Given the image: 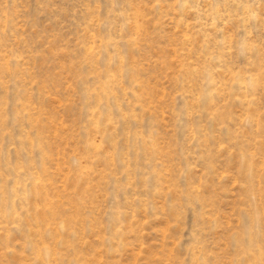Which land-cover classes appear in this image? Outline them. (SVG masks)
<instances>
[{"label": "rangeland", "instance_id": "rangeland-1", "mask_svg": "<svg viewBox=\"0 0 264 264\" xmlns=\"http://www.w3.org/2000/svg\"><path fill=\"white\" fill-rule=\"evenodd\" d=\"M0 264H264V0H0Z\"/></svg>", "mask_w": 264, "mask_h": 264}]
</instances>
